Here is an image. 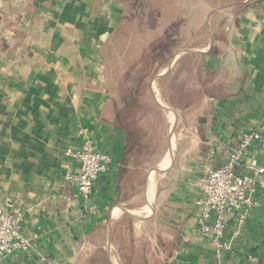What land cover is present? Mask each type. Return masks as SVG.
Returning a JSON list of instances; mask_svg holds the SVG:
<instances>
[{"label":"crops","instance_id":"0c3cea01","mask_svg":"<svg viewBox=\"0 0 264 264\" xmlns=\"http://www.w3.org/2000/svg\"><path fill=\"white\" fill-rule=\"evenodd\" d=\"M134 3L0 0V208L33 246L1 264H264V193L228 215L221 245L197 204L244 129L264 167V0H206L200 36L130 95L109 48ZM155 110L165 150L143 123ZM80 124L110 157L88 203L65 183Z\"/></svg>","mask_w":264,"mask_h":264},{"label":"built area","instance_id":"2783aa9c","mask_svg":"<svg viewBox=\"0 0 264 264\" xmlns=\"http://www.w3.org/2000/svg\"><path fill=\"white\" fill-rule=\"evenodd\" d=\"M77 136V148H67L65 154L76 159L79 168L76 173L65 176V183L76 187L82 201L88 203L100 174L108 168L110 157L96 148L88 127L78 125ZM258 139L257 130L244 129L228 161L209 169L201 181L202 195L197 199L201 208L198 229L219 245L227 230L228 215L255 205L254 196L264 193V167L250 154ZM32 248L21 230L20 218L0 208V264L7 256Z\"/></svg>","mask_w":264,"mask_h":264},{"label":"rangeland","instance_id":"374dc122","mask_svg":"<svg viewBox=\"0 0 264 264\" xmlns=\"http://www.w3.org/2000/svg\"><path fill=\"white\" fill-rule=\"evenodd\" d=\"M205 8H208L206 0H136L109 48L110 70L114 79L120 77L122 71H126L142 54L153 55L150 47L153 40L161 39L158 51L165 57L178 47L189 46L187 42L200 36L204 16L198 13ZM165 88H168L167 82ZM143 123L151 137L154 130H161L154 136L157 140L161 138L159 146L164 150L170 146V131L162 129L161 113L157 110L150 112ZM153 124L157 125L156 129L151 128Z\"/></svg>","mask_w":264,"mask_h":264},{"label":"trees","instance_id":"16d2710c","mask_svg":"<svg viewBox=\"0 0 264 264\" xmlns=\"http://www.w3.org/2000/svg\"><path fill=\"white\" fill-rule=\"evenodd\" d=\"M160 41V38L151 41L150 47L152 49L153 55L150 53L142 54L134 63H132L131 66L127 68L125 72V82H128V86H125L126 94L129 93L131 95L133 91L134 93H137L138 89H142L144 91L147 90L144 78L152 71L153 66L156 63L163 62L164 59L167 57L162 56L161 53L158 51ZM130 95H127L126 99L129 100L131 98ZM130 103L135 104V100H130Z\"/></svg>","mask_w":264,"mask_h":264}]
</instances>
